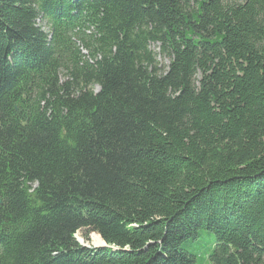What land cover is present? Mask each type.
Returning <instances> with one entry per match:
<instances>
[{"label":"trees","instance_id":"16d2710c","mask_svg":"<svg viewBox=\"0 0 264 264\" xmlns=\"http://www.w3.org/2000/svg\"><path fill=\"white\" fill-rule=\"evenodd\" d=\"M0 202V264H264V0H0Z\"/></svg>","mask_w":264,"mask_h":264},{"label":"rangeland","instance_id":"374dc122","mask_svg":"<svg viewBox=\"0 0 264 264\" xmlns=\"http://www.w3.org/2000/svg\"><path fill=\"white\" fill-rule=\"evenodd\" d=\"M161 65L167 66V61L159 60ZM83 233L79 232L75 235L77 243L84 248H97L99 242H97V235L91 234L87 239H83ZM101 240V239H100ZM214 244V237L206 232H201L200 237L196 243L191 246H187L185 249L192 255L197 256L195 264H209L208 256L211 253L212 246Z\"/></svg>","mask_w":264,"mask_h":264},{"label":"bare ground","instance_id":"6f19581e","mask_svg":"<svg viewBox=\"0 0 264 264\" xmlns=\"http://www.w3.org/2000/svg\"><path fill=\"white\" fill-rule=\"evenodd\" d=\"M97 242H99V245L103 246V242L99 239V238H96ZM100 247V246H99Z\"/></svg>","mask_w":264,"mask_h":264}]
</instances>
